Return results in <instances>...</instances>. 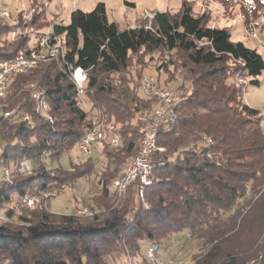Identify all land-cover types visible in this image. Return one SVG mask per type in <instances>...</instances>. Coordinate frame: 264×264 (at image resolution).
I'll return each instance as SVG.
<instances>
[{
  "label": "trees",
  "instance_id": "16d2710c",
  "mask_svg": "<svg viewBox=\"0 0 264 264\" xmlns=\"http://www.w3.org/2000/svg\"><path fill=\"white\" fill-rule=\"evenodd\" d=\"M11 29L4 24L0 34ZM23 35L18 32L0 49H11L0 53V61L30 52ZM51 37H62L64 61L46 60L13 75L0 99V172H10V183L0 181V207L7 217L0 224V264H109L118 256L122 264L137 256L145 263L141 242L150 245L184 232L200 241L193 264H264V122L260 110L244 102L246 88L234 80L244 77L247 86L259 87L262 55L231 41L227 28L207 26L186 5L176 17L158 11L150 21L120 30L108 20L104 3H97L91 11H73L66 25L54 23ZM158 49L185 54L181 76L189 91L178 88L183 100L176 119L158 128L157 145L164 152L156 159L164 165L154 169V181L144 189L145 207L136 195L138 183L120 198L111 184L136 154V115L156 104L140 93L143 72L136 78L123 72L130 55ZM77 67L87 73L84 103H77L70 79ZM30 86L43 91L51 122L34 112ZM17 105L32 113L30 124L2 116L1 110ZM92 117L101 126H116L122 137L116 150L107 141L94 147L105 166L97 181L99 202L88 207L93 214H55L49 202L33 209L19 202L35 187L57 188L60 194L65 182L90 178L93 155L78 156L83 161L76 165L77 156L72 157L67 168L59 161L77 147ZM24 159L34 165L29 176L17 172Z\"/></svg>",
  "mask_w": 264,
  "mask_h": 264
},
{
  "label": "rangeland",
  "instance_id": "374dc122",
  "mask_svg": "<svg viewBox=\"0 0 264 264\" xmlns=\"http://www.w3.org/2000/svg\"><path fill=\"white\" fill-rule=\"evenodd\" d=\"M5 9L10 13L9 20L0 21V30L4 24L11 25V31L24 32L25 45L31 48L36 46L39 37L50 32L54 23H69L70 14L79 9L85 12L91 11L97 3H104L107 18L117 24L120 30L134 28L135 26L150 21L156 12L167 11L173 17L178 16L181 6L186 5L192 9L195 16H203L205 23L210 27L227 28L231 33V41H240L251 49H256L264 59V45L251 37L246 31V22L251 17L257 26V34L264 41V0H235L226 3L217 0H0ZM254 7V12L246 14V7ZM244 17V20L241 18ZM12 33L0 34V49L7 46L11 41ZM22 38V37H21ZM18 38L16 42L20 41ZM63 46L62 37L57 38V45ZM0 50V53L10 52ZM185 54L177 53L175 50L168 51L158 49L154 51L141 50L138 54L130 55L128 67L123 75L136 78V74L159 76L160 81L168 82L167 86L172 90H178L183 85L184 91H189V83L183 82L182 71H184ZM240 77V76H239ZM247 83L243 88L245 90ZM260 86L248 85L244 95V102L250 107L260 110L264 108V70L257 78ZM89 106V100H86ZM77 156L76 163H81L80 153L75 146L72 150L64 153L60 158L62 168H67L70 158ZM81 158V156H80ZM97 159L95 168L90 178L78 179L73 182H65L64 190L59 194L57 188L53 189L56 197L49 200L50 212L55 214H70L84 207H92L99 202L100 185L97 184L101 171L104 169V158ZM81 160V161H80ZM56 175V173H54ZM89 176V175H88ZM133 202L138 204L136 197L131 196ZM159 243L158 260H170L180 264H193V256L201 252L200 241L192 239L188 233H179L178 236L168 237ZM148 248L146 241L141 242L140 255L145 254ZM140 257H134L136 264H147L140 262ZM250 262L249 264H251ZM109 264H122V258L114 259Z\"/></svg>",
  "mask_w": 264,
  "mask_h": 264
},
{
  "label": "built area",
  "instance_id": "2783aa9c",
  "mask_svg": "<svg viewBox=\"0 0 264 264\" xmlns=\"http://www.w3.org/2000/svg\"><path fill=\"white\" fill-rule=\"evenodd\" d=\"M226 3H233L235 0H217ZM247 12L252 13L251 7H246ZM244 20V17H241ZM10 13L4 8L0 2V21L9 20ZM256 22L250 17L246 22L247 33L257 39L259 43L264 45V41L257 34ZM12 38L17 33L12 31ZM24 33V32H23ZM25 34V33H24ZM36 46L30 50L28 54L20 52L15 57L0 61V99H2L7 90L10 78L18 73H24L28 69L36 66L39 62L46 60L64 61V45H57V38L51 37V31L39 37ZM86 70L77 67L70 70V79L75 87L77 103H84V84L86 81ZM235 82L246 84L247 81L239 76L235 77ZM31 97L34 99V112L48 121H52L49 113L48 103L44 97L43 91L30 86ZM139 90L145 97L156 99V104L148 111L139 113L135 119L137 121V132L139 135L138 147L134 157L127 160L121 174L113 180L111 188L115 195L120 198L125 195L128 187L134 183L137 184L136 195L142 205L146 207L144 199V189L151 185L154 181L153 171L157 167L164 165V161L156 159L157 153L164 152V148L157 145V131L160 126H168L176 119V107L179 105L183 96L179 90H172L164 85L156 76L146 75L139 83ZM2 116L10 123H27L32 122V113L26 110H20L19 105L12 109L1 110ZM260 114L264 122V108L260 109ZM116 126H101L96 117H92L90 127L86 133L80 138L77 148L82 157H90L95 151V145L107 141L110 148L116 150L121 145V134L116 130ZM205 143H209L210 139L204 137ZM17 172L22 176H29L34 171V165L29 159L22 160L17 166ZM0 181L10 183V172L8 168H2L0 172ZM33 194H24L19 198V202L25 204L29 209H33L40 201L44 203L56 197V193L52 189H39L35 187ZM18 203V202H17ZM17 203L15 206H17ZM78 216H90L93 210L84 207L75 211ZM7 221L6 215L0 207V224ZM159 245L152 243L147 248L144 259L147 264H180L170 260H158L157 254ZM126 264H136L133 258H128Z\"/></svg>",
  "mask_w": 264,
  "mask_h": 264
},
{
  "label": "crops",
  "instance_id": "0c3cea01",
  "mask_svg": "<svg viewBox=\"0 0 264 264\" xmlns=\"http://www.w3.org/2000/svg\"><path fill=\"white\" fill-rule=\"evenodd\" d=\"M248 87V86H247ZM247 87H246V89H247ZM245 103H247L246 101H245ZM249 106V105H248ZM250 107V106H249ZM148 244V243H147ZM148 247H149V244H148Z\"/></svg>",
  "mask_w": 264,
  "mask_h": 264
}]
</instances>
